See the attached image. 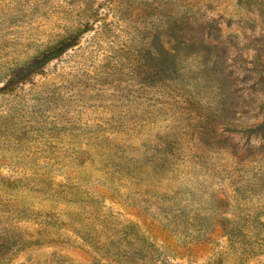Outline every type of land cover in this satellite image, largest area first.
<instances>
[{
	"label": "rangeland",
	"instance_id": "obj_1",
	"mask_svg": "<svg viewBox=\"0 0 264 264\" xmlns=\"http://www.w3.org/2000/svg\"><path fill=\"white\" fill-rule=\"evenodd\" d=\"M0 264H264V0H0Z\"/></svg>",
	"mask_w": 264,
	"mask_h": 264
}]
</instances>
